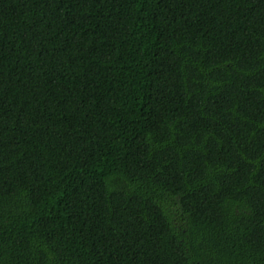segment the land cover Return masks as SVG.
Wrapping results in <instances>:
<instances>
[{
  "label": "trees",
  "instance_id": "16d2710c",
  "mask_svg": "<svg viewBox=\"0 0 264 264\" xmlns=\"http://www.w3.org/2000/svg\"><path fill=\"white\" fill-rule=\"evenodd\" d=\"M0 264H264V0H0Z\"/></svg>",
  "mask_w": 264,
  "mask_h": 264
}]
</instances>
